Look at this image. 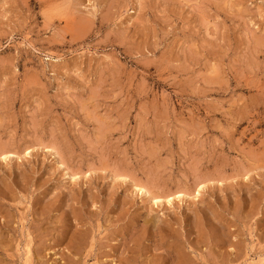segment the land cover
Returning <instances> with one entry per match:
<instances>
[{"label": "rangeland", "instance_id": "1", "mask_svg": "<svg viewBox=\"0 0 264 264\" xmlns=\"http://www.w3.org/2000/svg\"><path fill=\"white\" fill-rule=\"evenodd\" d=\"M0 264H264V0H0Z\"/></svg>", "mask_w": 264, "mask_h": 264}, {"label": "bare ground", "instance_id": "2", "mask_svg": "<svg viewBox=\"0 0 264 264\" xmlns=\"http://www.w3.org/2000/svg\"><path fill=\"white\" fill-rule=\"evenodd\" d=\"M82 33H83V32H82ZM140 190H141V191H144L145 189L142 187V188H140Z\"/></svg>", "mask_w": 264, "mask_h": 264}]
</instances>
